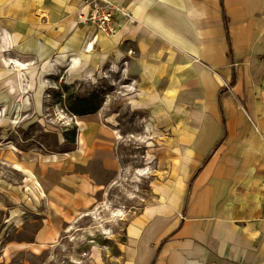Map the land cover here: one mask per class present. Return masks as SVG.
Listing matches in <instances>:
<instances>
[{
  "label": "crops",
  "instance_id": "crops-1",
  "mask_svg": "<svg viewBox=\"0 0 264 264\" xmlns=\"http://www.w3.org/2000/svg\"><path fill=\"white\" fill-rule=\"evenodd\" d=\"M113 1L126 7L136 22L108 37L92 23L76 20L77 13L86 10L84 0H0V51L8 48L6 34L11 32L12 53L26 57L54 50L76 53V39L91 30L110 42L111 63L124 61L120 67L126 75V99L145 113L151 121L148 127L157 134L168 127L178 136L172 141L179 154L171 177L151 183L152 199L126 226L123 264H264V122H255L257 128L246 123L244 114L235 111L233 96L223 95L214 74L227 76L231 64L257 72L264 80V0H221L228 19L230 55L220 0ZM71 15L72 22L65 25ZM240 77L245 84L250 81L248 75ZM5 80L0 97L8 103L15 100L19 86L14 76ZM237 99L246 110L245 99ZM85 114L91 113H78ZM252 118H256L254 111ZM262 118L264 112L255 121ZM62 156L44 165L40 174L32 165L24 166L28 179L39 184L50 204L46 202L45 223L35 236L39 244L7 240L3 247L46 245L60 229V217L69 220L72 212L87 209L91 199L86 204L85 200L100 182L88 170L64 176L58 165ZM74 156L95 162L106 158L107 151L79 148ZM49 166L57 170L55 178ZM70 178L78 191L68 192L70 198H64L68 207L57 211L51 206L59 205L53 197L59 198V190ZM9 199L6 213L8 203L0 195V240L4 224L21 212ZM3 258L1 252L0 262Z\"/></svg>",
  "mask_w": 264,
  "mask_h": 264
},
{
  "label": "rangeland",
  "instance_id": "rangeland-1",
  "mask_svg": "<svg viewBox=\"0 0 264 264\" xmlns=\"http://www.w3.org/2000/svg\"><path fill=\"white\" fill-rule=\"evenodd\" d=\"M72 16L63 23H71ZM88 31V35L76 39V53L54 50L35 57L12 53L13 36L11 32L6 34L8 48L0 51V96L3 82L8 83L6 78L14 76L19 88L11 102L5 103L0 97V195L8 203L3 212L7 213L11 205L10 197L21 212L3 226L0 253L4 258L0 264H123L129 220L152 199L151 183L168 178L171 169L175 170L171 166L178 162L179 149L172 141L178 136L168 127L164 134L148 127L151 121L145 113L126 99V75L120 67L124 61L121 65L111 63L110 42ZM67 35L71 36L69 32ZM20 64L26 68L21 69ZM229 68L227 76L214 73L223 95L233 96L235 111L243 113L246 123L257 128L255 122H264V118L255 121L264 112V80L244 67L240 70L238 65L230 64ZM242 75L250 78L247 84ZM9 87L13 92L15 88ZM246 92L251 95L247 97ZM236 97L245 99L246 110ZM91 109H95L91 114L76 113ZM93 146L96 150L105 148L106 158L83 162L74 156L77 149ZM57 155L64 157L58 164L59 171L66 172L64 176L88 170L92 179L100 182L93 185L91 197L85 200L86 204L91 199L87 209L72 212L69 220L60 217V229L46 245L7 248V240L25 239L39 244L35 236L45 223L42 216L47 201L39 184L28 179L24 166L32 165V170L40 174L44 165L55 163ZM49 167L55 178L57 170ZM75 191L78 188L74 180H65L59 198L52 195L59 205L52 201L51 206L57 211L67 208L64 198Z\"/></svg>",
  "mask_w": 264,
  "mask_h": 264
},
{
  "label": "built area",
  "instance_id": "built-area-1",
  "mask_svg": "<svg viewBox=\"0 0 264 264\" xmlns=\"http://www.w3.org/2000/svg\"><path fill=\"white\" fill-rule=\"evenodd\" d=\"M85 11H79L76 20L80 23H92L102 34L113 37L121 28H131L136 19L124 6L113 0H84ZM118 16V17H117Z\"/></svg>",
  "mask_w": 264,
  "mask_h": 264
},
{
  "label": "trees",
  "instance_id": "trees-1",
  "mask_svg": "<svg viewBox=\"0 0 264 264\" xmlns=\"http://www.w3.org/2000/svg\"><path fill=\"white\" fill-rule=\"evenodd\" d=\"M220 6H221V11H222L223 28H224L226 40H227V43H228V55H230L231 54V45H230V41H229V37H228V19H227V16L225 15V13H224V9H223V5L221 3V0H220ZM92 110L94 111L95 109H91L90 111H87V112H91ZM76 113L82 114V113H85V112L77 111Z\"/></svg>",
  "mask_w": 264,
  "mask_h": 264
},
{
  "label": "bare ground",
  "instance_id": "bare-ground-1",
  "mask_svg": "<svg viewBox=\"0 0 264 264\" xmlns=\"http://www.w3.org/2000/svg\"><path fill=\"white\" fill-rule=\"evenodd\" d=\"M21 65V69H24V68H26L23 64H20Z\"/></svg>",
  "mask_w": 264,
  "mask_h": 264
}]
</instances>
